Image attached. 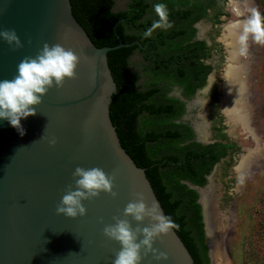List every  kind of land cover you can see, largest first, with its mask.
<instances>
[{"label": "water", "instance_id": "1", "mask_svg": "<svg viewBox=\"0 0 264 264\" xmlns=\"http://www.w3.org/2000/svg\"><path fill=\"white\" fill-rule=\"evenodd\" d=\"M4 29H15L24 47L13 51L0 39V80L12 79L18 63L35 57L44 43L71 48L82 61L76 79L50 89L36 115L21 120L25 135L0 118V264H113L121 245L105 237L103 229L114 223L113 217L123 218L136 194L142 193L149 205L156 202L164 214L145 169L122 148L111 122L113 102L121 94L111 73L113 53L108 52L146 46L135 41L97 48L80 26L71 0H0ZM52 138L55 146L49 143ZM78 166L100 167L115 175L118 196L102 193L84 201L87 215L71 219L57 215L56 207L67 187L74 185L72 174ZM207 180L205 188L194 189L209 264H215V254L221 253L222 216L214 207L211 220L204 197L211 177ZM129 219L135 228L137 222ZM149 225L146 219L141 226ZM154 247L168 259L157 261L149 254L141 264H196L174 230Z\"/></svg>", "mask_w": 264, "mask_h": 264}, {"label": "trees", "instance_id": "2", "mask_svg": "<svg viewBox=\"0 0 264 264\" xmlns=\"http://www.w3.org/2000/svg\"><path fill=\"white\" fill-rule=\"evenodd\" d=\"M71 7L97 48L135 41L145 45L143 33L154 19H159L156 16L146 20L147 0H130L124 11H114V0H71ZM182 13H169V20L180 22L187 16V12ZM182 33L175 29L171 35ZM135 51L143 53L137 45L108 52L113 53L111 73L121 94L113 102L112 125L122 148L138 167L145 169L164 214L179 225L174 231L195 263L209 264L198 194L188 184L203 187L213 166L233 146L200 148L198 144L186 143L190 135L184 136L180 125L174 122L180 111L175 105L166 104V93L159 86L162 76L146 70L151 82L144 89L138 86L140 77L129 64Z\"/></svg>", "mask_w": 264, "mask_h": 264}, {"label": "clouds", "instance_id": "3", "mask_svg": "<svg viewBox=\"0 0 264 264\" xmlns=\"http://www.w3.org/2000/svg\"><path fill=\"white\" fill-rule=\"evenodd\" d=\"M153 7L159 19L143 33L145 39L152 38L159 29L173 27L167 4L157 3ZM249 38L264 45V14L256 7L248 9L247 19L243 22L242 34L239 36L242 52L247 50ZM0 39L13 51L24 47L15 29L0 30ZM83 59L88 60L89 57L83 56ZM81 61V55L60 43H44L35 57H24L18 63L17 74L12 79L0 80V118L9 121L21 136L25 135L21 120L36 115V108L43 103L42 98L50 89L62 88L66 79H76ZM42 138H45L44 135ZM49 143L55 146L57 140L52 138ZM72 175L74 185H69L62 195L56 207L57 215L71 219L84 217L88 212L84 201L96 199L102 193L113 198L118 196L115 175H109L100 167L78 166ZM129 217L137 222L135 228ZM146 219L150 225L142 227ZM113 220L114 223L105 225L103 229L105 237L121 245L115 253L113 264H141L149 254L157 261L168 259V254L156 249L154 244L158 239L171 235L179 225L170 216L164 215L156 202L149 205L145 196L138 193L136 199L126 205L123 218L115 216Z\"/></svg>", "mask_w": 264, "mask_h": 264}, {"label": "rangeland", "instance_id": "4", "mask_svg": "<svg viewBox=\"0 0 264 264\" xmlns=\"http://www.w3.org/2000/svg\"><path fill=\"white\" fill-rule=\"evenodd\" d=\"M129 1L114 0V11L126 10ZM248 1L246 4L249 3V8L256 7L264 14V0ZM228 3L229 0H216L212 12L213 20L203 32L212 50L211 61L214 66V81L211 89L204 94V99L209 106V117L213 118L215 137L233 146L227 157L214 167L209 176L211 185L220 194L217 208L222 216V237L219 245L221 253L215 264H264V45L255 43L251 38L247 42V48L253 55L250 54L252 61L249 64L246 104L249 106L251 130L255 139L250 140L247 135L242 142L241 137L228 134V126L220 107L219 84L226 62V49L220 37L224 26L234 19ZM244 14L243 18L247 19L248 12ZM129 64L139 74L138 86L143 89L146 78L142 72L140 56L134 55ZM172 94L176 95L177 92ZM183 119L186 121L187 118ZM209 136L211 137V133ZM253 150L259 151L255 152L256 156H251ZM189 187L195 188L191 185Z\"/></svg>", "mask_w": 264, "mask_h": 264}, {"label": "flooded vegetation", "instance_id": "5", "mask_svg": "<svg viewBox=\"0 0 264 264\" xmlns=\"http://www.w3.org/2000/svg\"><path fill=\"white\" fill-rule=\"evenodd\" d=\"M174 1L176 0H147L149 8L146 20H153L157 16L153 7L155 3L167 4L169 13L174 12L181 14L182 12H187V16L180 19V22H176L174 20L170 21L173 27L168 30L159 29L155 31L152 38L147 39V42L144 45L146 47L144 49L140 48L143 53L135 51L134 55L138 54L142 60V72H145L144 75L146 78V84H150L151 82V79L147 75L148 72H155V74L162 76L163 80L160 82L159 86L162 88L164 93H166V98L168 99L166 104L175 105V108L180 111L179 117L174 120V122L180 125L179 131L181 130L180 132H182L184 136L190 135V137L187 138L186 143L191 142L198 144V147L200 148L218 144H221L222 146H229L226 141L215 137V129L212 126L213 118L209 117V106L204 99V94L210 90L214 81V66L211 61L212 50L209 46V42L203 35V32L207 27V24L213 20L212 12L214 10L216 0H177L178 5L174 4ZM232 1L233 0H229L228 7L234 19H231V21L224 26L220 37V41L226 49V62L221 73V83L219 84V92L221 95L220 107L221 112L225 117L226 125L228 126V134L236 138L241 137L242 142H244L247 135L249 136L248 139H254V132L251 130L252 125L250 126L251 118L248 116L250 115V110L248 104H246L248 97L244 98L242 104L240 103L243 107L239 106L237 107L238 109L236 108L237 110L234 109L235 107L233 109L234 111H240V113L243 114L241 117H245V121L249 123L247 128H250V132L247 130L246 132L244 130V123H239V130L241 132L238 130V134H232L231 128L228 124V115H226L224 110L225 106L223 107L222 101L224 96L221 91L223 74L228 64L227 58L229 51L228 48H226L224 38L227 34V28L238 27L240 36L243 30V22L246 20L243 16L249 9V3L246 4L248 0H245L242 4L240 3L238 8L233 6ZM175 29L176 31H178V29L182 30L183 33L176 37L171 35L175 33ZM160 38L161 42H159ZM246 53H248L249 56ZM250 54L253 55L247 48L243 54V60L245 62H247L246 60H249V57H251ZM144 59L146 61H144ZM249 62L250 60L248 61V64ZM174 91L177 92L176 95L172 94ZM183 118H187L186 121ZM184 126H186L188 130H185ZM210 133L211 137L209 136ZM208 139H211V141H207ZM229 149L230 148H227L225 150L226 155L213 166L212 170L221 160L227 157ZM212 170L205 177L206 184L208 182L207 178L211 175ZM189 185L190 184H188V186Z\"/></svg>", "mask_w": 264, "mask_h": 264}, {"label": "bare ground", "instance_id": "6", "mask_svg": "<svg viewBox=\"0 0 264 264\" xmlns=\"http://www.w3.org/2000/svg\"><path fill=\"white\" fill-rule=\"evenodd\" d=\"M244 1L245 0H233L232 4L235 8H238L239 4L240 3L242 4ZM235 14H236V12H235ZM238 17H239V15H238ZM224 38H225L226 48H228L229 53H228V58H227L228 64H227L225 72L223 74V82H222L221 91H222L224 98H223L222 102H223V107L225 106V109H224L225 113H226V115H228V119H229L228 124L231 128L232 134L233 133L237 134V131L239 129V125H238L239 123H241V124L244 123L243 127H244L245 131L250 130V128H247V126H249V123L247 121H245V117H243L244 119L241 117L243 114H241L240 111H234V109H236L239 106L243 107V106H241L242 101L244 100V98L248 97V91H247L248 84L247 83H248V76H249V71H250V65L249 64L252 61V57H249V60H250L249 64H248L249 60H246L247 62H245L243 60V54L245 53V51H243V52L241 51V45L239 42V28L238 27L227 28V34ZM246 54L249 56L248 53H246ZM248 116L250 118V115H248ZM250 126H251V123H250ZM231 131H230V133H231ZM250 134H252V133H250ZM255 152L258 153L259 151L258 152L254 151V150L251 151V156L255 155L256 154ZM209 187H210L209 188L210 189V191H209L210 195H208V193H209L208 192L204 195V197H206L205 199L208 201L209 209L211 212V220H212V218L214 217L213 216V210L215 208H217V206L219 205L220 194L217 193L216 187L214 185H211ZM224 218H225V216H224ZM215 252H216V250H215ZM214 259L215 260L220 259V255L217 254V256H216V254H215Z\"/></svg>", "mask_w": 264, "mask_h": 264}]
</instances>
